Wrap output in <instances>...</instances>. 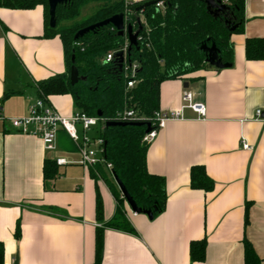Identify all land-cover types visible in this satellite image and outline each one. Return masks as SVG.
Wrapping results in <instances>:
<instances>
[{
	"label": "crops",
	"instance_id": "0c3cea01",
	"mask_svg": "<svg viewBox=\"0 0 264 264\" xmlns=\"http://www.w3.org/2000/svg\"><path fill=\"white\" fill-rule=\"evenodd\" d=\"M43 32L41 5L0 6V111L6 118L26 115L37 97L36 83L65 72L62 41ZM254 37L264 38V0H244L242 31L230 36L232 66L160 83L159 110L180 108L187 90L204 104L205 115L183 108L182 118L167 121L148 143L146 168L164 177L166 202L152 219L125 204L134 233L106 226L116 212L118 187L109 186L96 167L79 163L65 131L58 132L56 149L46 151L38 136L0 120L3 264H13L15 257L17 264H91L97 227L103 229L101 264H243L244 238L264 264V60L245 56V41ZM47 103L64 117L78 110L69 94ZM241 139L252 149H243ZM56 157L67 163L56 165ZM45 160L57 167L50 179H44ZM192 165H203L214 182L210 191L190 187ZM96 193L102 221L96 219ZM202 238L205 257L191 261L189 243Z\"/></svg>",
	"mask_w": 264,
	"mask_h": 264
},
{
	"label": "trees",
	"instance_id": "16d2710c",
	"mask_svg": "<svg viewBox=\"0 0 264 264\" xmlns=\"http://www.w3.org/2000/svg\"><path fill=\"white\" fill-rule=\"evenodd\" d=\"M91 0H70L57 5L56 25L48 24L47 0H0V6L16 9H30L37 5L43 7L44 32L46 38L58 36L62 41L65 72L53 75L36 83L37 97L46 102L54 95L69 94L76 109L88 116L98 118V125L93 132L103 139V162L94 167L99 175L112 188L116 186L113 175L123 183L136 205L148 209L156 216L163 211L166 202L165 179L150 173L146 168V143L141 142L145 133L144 125L128 122L125 125L106 126L107 121H117V114L125 109H136L146 117L159 110V85L167 79H185V76L200 69L211 68L205 62L203 44H214L222 62L233 64L232 33L242 31L244 0H222L232 12V20L225 23L224 18H213L200 0H153V4L137 8L145 1L125 3V0H101V4L92 14L81 21L75 19L80 9ZM162 1V7L156 3ZM117 13L129 14V21L135 15L142 14L144 28L139 34L136 46L126 50V62L138 65L133 87L127 88L129 79L123 66L113 60L104 62L108 51H114L123 45L124 36L117 35L112 25L95 29L74 40V33L87 25L106 19ZM69 22V24H64ZM233 31L230 27L234 26ZM79 79L75 84L69 81L71 55ZM247 59L264 60V38H247L245 41ZM101 115L98 116L97 112ZM110 164L106 168L105 164ZM105 167L106 169H104ZM57 171L54 161L45 160L44 179H50ZM92 176L96 177V174ZM108 177H110L108 181ZM191 188L210 191L214 182L207 175L203 165H192L189 171ZM113 194L117 202L116 212L106 223L107 227L134 233L126 217L125 200L119 190ZM244 208V224L248 222V208ZM96 219L102 221V203L98 193L95 199ZM17 222L14 236L19 237ZM206 240H192L189 243L191 261H203ZM103 247V229L95 230V255L91 264H101ZM4 247L0 241V264H3ZM243 264H262L251 243L243 239Z\"/></svg>",
	"mask_w": 264,
	"mask_h": 264
},
{
	"label": "built area",
	"instance_id": "2783aa9c",
	"mask_svg": "<svg viewBox=\"0 0 264 264\" xmlns=\"http://www.w3.org/2000/svg\"><path fill=\"white\" fill-rule=\"evenodd\" d=\"M125 3H130L126 1ZM156 7H162V1H158ZM144 28V20L142 14H138ZM125 23L132 22L134 28L136 27L135 19L129 21V14H124ZM139 39V36H138ZM128 42L125 38L121 49L124 52L123 69L129 79L126 82L127 88L133 87L135 84L134 76L138 65L136 63L126 62V50ZM117 50V49H116ZM114 50V51H116ZM114 51H108L104 56V62H109L114 59ZM182 105L180 108L171 111L156 110L152 116L146 117L136 109H125L117 114V121H143L149 122L151 130L144 133L141 142L150 143L157 135V132L169 120L182 118V109L190 108L198 117L205 115V106L201 102H194L192 94L187 91H182ZM261 111L256 110L255 117H261ZM0 120L7 123L13 130L23 134H31L38 136L46 151H54L56 149L57 134L60 130L65 131L69 138L74 142L79 153V163L85 167H93L97 163L103 162V139L95 136L93 132L98 125V118L88 116L80 110L74 111L69 117L60 115L50 104L40 97L31 100L28 106L26 115L20 117L6 118L1 114ZM78 127V128H77ZM241 147L245 150H251L252 145L241 139ZM56 165H63L67 162L61 158L56 157ZM106 168H110V164H105Z\"/></svg>",
	"mask_w": 264,
	"mask_h": 264
},
{
	"label": "water",
	"instance_id": "95a60500",
	"mask_svg": "<svg viewBox=\"0 0 264 264\" xmlns=\"http://www.w3.org/2000/svg\"><path fill=\"white\" fill-rule=\"evenodd\" d=\"M70 0H47V5H48V15H49V20L48 24L50 27H55L56 25V16H55V11L57 8V5L59 4H65L69 2ZM201 2L204 3L205 5V10L206 12L212 16L213 18L217 17H222L224 18L225 23H230L232 20V12L230 11V8L226 5V3L222 0H200ZM155 1L153 0H148L142 3L137 10H141L143 7H146L148 5L153 4ZM136 21V27L134 28V25L132 22H127L125 23L124 20V13H117L114 14L106 19H103L101 21L92 23L90 25H87L83 28L78 29L74 35L73 39L76 40L86 33L90 31H94L95 29L104 27L106 25H112L113 28L116 30L117 35L124 36L128 42V49H130L132 46H136L138 42V36L140 32L143 30L142 22L140 20L139 15H135L134 17ZM235 28L234 26L230 27V31H233ZM201 49L205 52V62L209 64L210 66L217 68V69H222V68H227L230 66L229 63L227 62H222L221 59L218 57V50L215 47L214 44H211L210 46L203 44L201 46ZM113 62L118 65L119 68L122 67L123 61H124V52L121 49V46L114 51L113 53ZM74 54L71 55V66L69 69V81L71 84H75L79 79L82 77H79L77 68L74 64ZM186 86V84H185ZM97 115L100 116L101 112L98 111ZM132 124L136 125H144L145 126V133L149 132L151 130L149 122H143V121H134L131 122ZM128 124V122L124 121H107L105 123L106 126H120V125H125ZM113 175V180L115 184L118 187V190L121 193V197L125 200L126 205L128 208L136 214H144L147 216L148 219L153 218V212L151 210H146L138 207L132 197L129 195L127 192L125 186L123 183L118 179V177L114 174ZM13 264H17V258L15 257Z\"/></svg>",
	"mask_w": 264,
	"mask_h": 264
},
{
	"label": "rangeland",
	"instance_id": "374dc122",
	"mask_svg": "<svg viewBox=\"0 0 264 264\" xmlns=\"http://www.w3.org/2000/svg\"><path fill=\"white\" fill-rule=\"evenodd\" d=\"M99 3L97 4L96 1L91 0L86 5L81 7L79 16L75 19L76 21H81L88 17L90 14L94 12V10L101 4V0H97ZM64 24H69V22H64ZM78 128V127H77Z\"/></svg>",
	"mask_w": 264,
	"mask_h": 264
}]
</instances>
